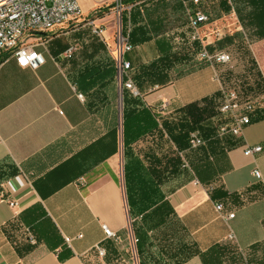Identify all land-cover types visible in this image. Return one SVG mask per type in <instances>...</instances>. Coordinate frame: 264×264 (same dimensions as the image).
<instances>
[{"label": "crops", "instance_id": "1", "mask_svg": "<svg viewBox=\"0 0 264 264\" xmlns=\"http://www.w3.org/2000/svg\"><path fill=\"white\" fill-rule=\"evenodd\" d=\"M97 1L78 0L84 17L106 28L104 40L87 41L79 29L66 38L54 31L55 37L42 35L36 43L44 58L39 68H21L12 54L0 65V187L7 196L0 199V264H95V256L105 264L121 256L135 237L127 233L133 221L125 170L132 182L160 179L161 200L172 212L157 230L149 228L154 218L141 227V264H205L202 255L209 264H256L250 258L264 253V184L253 174L258 169L264 178V39L251 40L247 17L255 11L254 0H228L229 12L220 0H203L199 10L211 18L199 29L207 50L232 57L229 67L217 68L200 63L201 45L190 44L184 4L190 0L125 2L132 9L124 13V34L133 46L125 60L140 93L130 109L148 110L158 123L132 139L127 154L124 90L109 44L114 4L105 0L110 4L102 8ZM262 1L258 12L264 11ZM214 14L235 23L224 28ZM71 47L77 51L68 59ZM164 60L168 83L159 87L150 83L151 66ZM234 87L261 99L262 109L240 138H220L222 91ZM182 124L200 131L204 145L191 146L193 132L176 143L166 125L177 134ZM253 146L262 153L247 157L245 148ZM218 204L225 217H235L222 219ZM103 226L119 241L108 239ZM98 247L105 249L104 258ZM184 247L193 255L180 261Z\"/></svg>", "mask_w": 264, "mask_h": 264}, {"label": "built area", "instance_id": "2", "mask_svg": "<svg viewBox=\"0 0 264 264\" xmlns=\"http://www.w3.org/2000/svg\"><path fill=\"white\" fill-rule=\"evenodd\" d=\"M104 2L105 0H100ZM113 11L116 18L115 29V45H116V61L120 72L122 82V90L130 92L134 98H138L140 93L131 79L133 71L132 64L125 60V56L133 51L129 36L124 33V13L127 9L131 11V7L127 8V0H112ZM203 0H190L185 2L187 14L189 17L190 28V44H200L201 50L197 60L200 63H205L212 68L217 66L229 67L232 63L231 55L226 51H216L211 53L207 50L203 39L200 36L199 29L211 22V18L200 11V6ZM85 19L93 31V34L101 39H105V29L95 25V19L84 17L78 0H0V65L1 59L6 54H12L18 65L21 68L37 69L44 64V58L36 49V43L40 42L42 35L50 34L56 30L62 29L66 25L79 20ZM128 32H131V27H128ZM77 51L76 47H71L66 52V57L71 59ZM248 77L251 76L247 73ZM223 102L219 108L220 119L217 127V133L220 138H240L243 135L245 128L250 126L260 110L262 109V100L255 98L246 93L244 88L239 89L234 87L223 88ZM81 101H84L83 95H78ZM191 146L198 148L204 145L201 132H193L190 136ZM261 146H253L245 148V155L252 157L262 153ZM254 177L264 184V178L260 171L255 169ZM82 185L85 184L81 180ZM198 184V182H196ZM6 193L3 187H0V199L6 200ZM9 206L16 208L17 203L10 201ZM216 210L220 217L224 220H230L235 217L231 214L227 217L223 215L224 206L216 205ZM104 232L108 239L115 242L119 241L117 234L103 226ZM79 238H82L80 235ZM230 239H235L234 235H230ZM35 243V241H32ZM68 245L71 239L66 238ZM133 243L137 245L138 240L133 237ZM100 258L106 256L105 249L97 248ZM135 256L138 257L135 252Z\"/></svg>", "mask_w": 264, "mask_h": 264}, {"label": "trees", "instance_id": "3", "mask_svg": "<svg viewBox=\"0 0 264 264\" xmlns=\"http://www.w3.org/2000/svg\"><path fill=\"white\" fill-rule=\"evenodd\" d=\"M133 1V0H128ZM262 8L264 9V1H262ZM228 0H220V4L229 12ZM255 11L250 17H247L249 24H251L253 32L251 33L253 40L264 39V11L258 12L257 0H254ZM241 18V17H240ZM243 22V20H242ZM232 42L233 39L229 38L227 42ZM4 57L1 59L3 62ZM161 64V65H160ZM170 67L169 62L166 60L161 63H154L151 66L153 69V75H150V83L159 87H164L167 85V76L164 71ZM137 98L129 96L127 91H123V127H124V148L125 154H127L128 146L132 139L143 136L148 132L156 130L158 123L156 120V115L152 114L148 110H143L137 113L135 110H131L130 106L136 103ZM167 130L170 132L173 140L182 144L188 140L189 133L193 132L195 129L191 128L187 124H182L179 128V132L175 134V127L167 126ZM127 169V168H126ZM125 174L126 187H127V198L129 204V211L133 221V231L136 239L138 240L137 249L138 254H141V238L143 233H141V227H146L149 219L154 218L153 226L149 228L157 230L163 226V224L171 217L172 212L169 211L168 205H165L161 200V194L159 192V180L153 178L138 177L135 178L134 182L131 181L130 176H128L127 170ZM91 182V178H88ZM83 186L82 191H85V186ZM158 204H160L158 206ZM156 207L155 209H153ZM153 209V210H152ZM151 211V212H150ZM150 212V213H147ZM140 221V222H139ZM148 228V229H149ZM218 253L222 250V247H216ZM193 255L191 247H184L180 249L178 257L180 261H186ZM205 264H209V259L206 255H202ZM214 263V262H212Z\"/></svg>", "mask_w": 264, "mask_h": 264}, {"label": "rangeland", "instance_id": "4", "mask_svg": "<svg viewBox=\"0 0 264 264\" xmlns=\"http://www.w3.org/2000/svg\"><path fill=\"white\" fill-rule=\"evenodd\" d=\"M97 2H98V7H102V8H105V6L107 4H110L109 1H104V2L97 1ZM103 11H105V9H103ZM100 17L101 16H99V18ZM181 17H182V15H180L178 19H175V18H173V19L174 20H181ZM213 19L219 20V24L221 23L224 28H229V27H227L228 25L229 26H233V24L235 23V19L234 18H231L230 19V18H228V16H225V15H222V14L218 15V17H217V15L214 14ZM238 19L241 22H242V20H244V18H242V17L241 18H238ZM173 23H174V21H172V24ZM111 24L113 26V30H112L113 32H112V38L109 41V44L112 46V49L115 52L116 51L115 41H114L115 40V29H116V18L115 17H113V19L111 20ZM219 26L221 27V25H219ZM102 28L103 29H106L105 27H102ZM74 30H78L81 34H85L84 35V38L87 41H96V40L101 39V38L93 35L91 27L88 24L85 23V19L84 18H81L79 20H76V21H74V22L66 25L62 29L57 30L55 32H57L58 35H62L61 38H66V35L65 34L67 32H69V31H74ZM54 34H55L54 32L53 33H50L46 37L47 38L55 37L56 35H54ZM228 35H229V38H230V34H228ZM247 35L249 36V33H247ZM235 40H239V39L235 37ZM251 40H252V38H251ZM230 43H232V42L230 41ZM118 174H119L118 176L120 178L119 181L122 184L123 183V180H122V178H123L122 177V169L119 170ZM127 233L132 238V235H133V226H132V223L129 224L128 232ZM128 235H127V237H128ZM127 243H128L127 249H126V251L123 252V254L121 256L115 257V255H114V259L111 260V261H108L107 258H106L105 261H104L105 264H141L140 263V258L139 257L137 258L135 256V252L137 253V245H135L133 243V241L130 244H129V242H127ZM250 259L252 260L253 263H256V264H264V253H262V254H256L254 257H252ZM94 260H95V264H102V262L100 260H98L96 258V256L94 257Z\"/></svg>", "mask_w": 264, "mask_h": 264}]
</instances>
